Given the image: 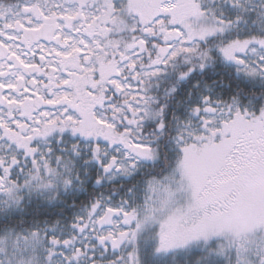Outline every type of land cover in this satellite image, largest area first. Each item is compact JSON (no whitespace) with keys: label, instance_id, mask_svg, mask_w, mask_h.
<instances>
[{"label":"snow or ice","instance_id":"snow-or-ice-1","mask_svg":"<svg viewBox=\"0 0 264 264\" xmlns=\"http://www.w3.org/2000/svg\"><path fill=\"white\" fill-rule=\"evenodd\" d=\"M0 264H264V0H0Z\"/></svg>","mask_w":264,"mask_h":264}]
</instances>
